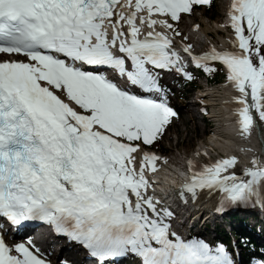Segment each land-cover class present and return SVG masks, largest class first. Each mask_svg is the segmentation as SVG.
<instances>
[{
	"label": "snow or ice",
	"instance_id": "1",
	"mask_svg": "<svg viewBox=\"0 0 264 264\" xmlns=\"http://www.w3.org/2000/svg\"><path fill=\"white\" fill-rule=\"evenodd\" d=\"M116 2L0 0V53H7L0 56V62H6L0 64V228L5 222L17 230L29 220L45 222L57 235L89 249L99 264L114 259L112 253L120 244L148 249L154 261L165 251L147 239L149 227L156 244L166 236L152 220L158 213L154 207L142 208L139 201L133 208L130 188L117 178L128 174L123 165L139 155L132 151L125 157L121 146L127 143L143 151L149 143L145 133L154 144L155 134L171 115H178L160 95L164 86L154 73L181 69L171 49L157 43L155 31L144 33L137 42L122 27L124 44L113 38L109 46L107 34L104 45L95 48L81 49L75 43L82 39L77 34L86 31L85 22L102 26L105 20L117 23L115 17L122 21ZM172 2L179 6V0ZM142 3L147 6V0ZM231 14L236 17L233 33L239 31V36L231 48L216 56L215 70L264 112V0H237ZM57 44H75L76 50L66 48L63 58L53 56L60 51ZM36 51L60 65L59 72L71 73L72 79L53 80L34 72L27 61L36 60L31 55ZM81 63L97 66L96 70L76 66ZM102 65L116 68L126 77L124 84L107 79L99 71ZM133 84L135 91L127 87ZM71 89L82 98L70 95ZM237 167L225 166L227 175L204 173L206 183L231 199L264 181V168L249 169L241 179ZM4 245L0 264H51L39 256L30 237L15 245L4 241ZM198 259L211 256L205 253ZM57 264L71 262L57 260Z\"/></svg>",
	"mask_w": 264,
	"mask_h": 264
},
{
	"label": "rangeland",
	"instance_id": "2",
	"mask_svg": "<svg viewBox=\"0 0 264 264\" xmlns=\"http://www.w3.org/2000/svg\"><path fill=\"white\" fill-rule=\"evenodd\" d=\"M210 15L211 14H208V17H210ZM214 16L219 18L217 21L222 20L221 8L218 3L216 4ZM192 20L201 24L202 27L207 25L206 28H213L205 18L202 19L200 17L199 13H194L192 15ZM178 26L179 32L183 31V29L184 31L189 32V27L186 25L185 20L180 21ZM261 35H264V32H261ZM224 37H230V35L226 34ZM182 38H185L184 35ZM214 40L219 41L216 37ZM186 110L187 109H184L180 119H173V121L165 123L163 127L165 130L163 131L164 137L162 139V145L165 149L171 152L173 156H177V154L186 155L193 152L200 143L206 144L208 142L209 133L212 132V128L210 129L208 124H204L201 120L195 121L192 114L188 111L186 113ZM38 239L42 241V238L40 239V237H38Z\"/></svg>",
	"mask_w": 264,
	"mask_h": 264
},
{
	"label": "bare ground",
	"instance_id": "3",
	"mask_svg": "<svg viewBox=\"0 0 264 264\" xmlns=\"http://www.w3.org/2000/svg\"><path fill=\"white\" fill-rule=\"evenodd\" d=\"M207 25L205 26H200V32L202 35L208 36V34L212 31V29H209L208 27L206 28ZM224 93V100L221 102L222 106L220 107V113L219 114L218 120H219V127L220 130H217L215 134L213 132L208 136L209 143H213L214 145L217 146V149L223 150L226 154V159H228L231 154L237 155V158L240 163H244L243 166H247L248 162L246 160V155H253L256 153L253 148V143L250 139H247L239 135L238 139L237 136L235 135V131L233 130V127H231V122L230 121V114L228 112H224L226 108L228 107V101L227 98H229L230 93L228 90L223 91ZM243 96V95H242ZM245 96V94H244ZM224 112V113H223ZM264 114V112H262ZM243 138V139H242ZM242 139V140H241ZM209 143L205 146L206 150L209 147ZM227 144H229V147H225ZM136 150H138L137 147H134ZM135 149H132V151H135ZM191 159L197 160L194 156H191ZM221 162V160H218L216 163ZM225 166H227L228 169H231L232 166L229 165H220V167H217L215 164V173H221L222 169H225ZM239 168H236L235 171H238ZM237 173V172H236ZM239 173H237L238 175ZM243 177V175H241ZM219 194V191L217 190L216 186H209L207 183H202L201 187L199 189V198L205 199V201L210 202L211 198L215 197L216 195ZM40 239H44L45 237L43 235L39 236ZM39 240V239H38Z\"/></svg>",
	"mask_w": 264,
	"mask_h": 264
}]
</instances>
